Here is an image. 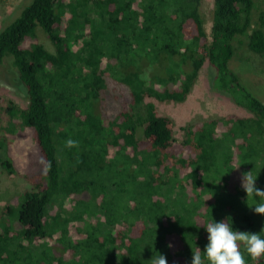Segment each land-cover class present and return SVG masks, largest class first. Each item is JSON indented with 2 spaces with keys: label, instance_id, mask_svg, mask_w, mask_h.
Returning a JSON list of instances; mask_svg holds the SVG:
<instances>
[{
  "label": "trees",
  "instance_id": "16d2710c",
  "mask_svg": "<svg viewBox=\"0 0 264 264\" xmlns=\"http://www.w3.org/2000/svg\"><path fill=\"white\" fill-rule=\"evenodd\" d=\"M204 3L22 0L3 20L0 66L27 105L0 96V169L26 182L0 200V264H190L212 219L260 232L241 179L264 189V102L229 61L238 37L264 53V9L213 0L208 34ZM206 63L242 113L202 115L179 136L156 102H185Z\"/></svg>",
  "mask_w": 264,
  "mask_h": 264
},
{
  "label": "rangeland",
  "instance_id": "374dc122",
  "mask_svg": "<svg viewBox=\"0 0 264 264\" xmlns=\"http://www.w3.org/2000/svg\"><path fill=\"white\" fill-rule=\"evenodd\" d=\"M22 0H0V26L4 19L11 17ZM75 1V0H72ZM256 10L264 9V0H254ZM213 0H205L204 15L206 18L205 29L209 34L211 27L210 11ZM253 9V14L257 11ZM38 37L47 50L52 51L53 47L43 31L37 29ZM246 37H238L233 42L234 55L229 61V67L237 74L241 83L256 97L264 102V53L258 54L248 48ZM209 67L206 63L200 71L199 78L185 102H156L157 111L171 117L174 121L175 132L183 135V127L202 115H213L227 112H241L229 98L218 91L211 89L209 84ZM0 96L11 99L19 107H25L27 100L16 74L7 64L0 66ZM102 105H98L100 114L109 115L114 106L115 100L112 96L105 97ZM0 113V122H2ZM26 186V182L20 177H9L0 169V200L6 202L10 194H17Z\"/></svg>",
  "mask_w": 264,
  "mask_h": 264
},
{
  "label": "clouds",
  "instance_id": "9594fccd",
  "mask_svg": "<svg viewBox=\"0 0 264 264\" xmlns=\"http://www.w3.org/2000/svg\"><path fill=\"white\" fill-rule=\"evenodd\" d=\"M76 142L69 139L68 147ZM257 175L252 172L242 174L241 187L246 193L247 201L251 200V207L256 214L264 215V189L256 184ZM248 204V203H247ZM249 205V204H248ZM207 243L201 251L192 252L190 264H246L243 253L255 261L264 256V225L260 232L250 233L234 230L230 219L214 221L205 226ZM151 264H167L164 255L159 254L151 258Z\"/></svg>",
  "mask_w": 264,
  "mask_h": 264
}]
</instances>
